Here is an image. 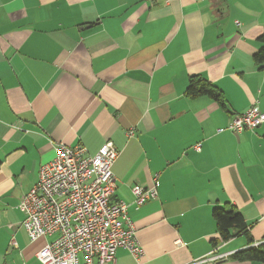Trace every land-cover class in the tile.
<instances>
[{"label":"crops","instance_id":"0c3cea01","mask_svg":"<svg viewBox=\"0 0 264 264\" xmlns=\"http://www.w3.org/2000/svg\"><path fill=\"white\" fill-rule=\"evenodd\" d=\"M262 35L264 0H0V264H39L51 241L29 242L19 206L55 147L94 156L106 142L142 264H262L231 255L264 244V123L225 130L264 113ZM192 76L224 108L187 98ZM153 180L136 207L132 187ZM226 204L248 237L219 241L212 210ZM114 264L138 263L118 249Z\"/></svg>","mask_w":264,"mask_h":264},{"label":"built area","instance_id":"2783aa9c","mask_svg":"<svg viewBox=\"0 0 264 264\" xmlns=\"http://www.w3.org/2000/svg\"><path fill=\"white\" fill-rule=\"evenodd\" d=\"M262 123L264 113L252 105L245 114L235 115L225 130L239 134ZM54 150L53 160L40 167L37 183L23 195L19 206L25 214L21 225L29 242L53 238L37 253L39 264H114L118 249L142 264L144 252L127 205L113 200L112 167L118 156L113 144L106 142L94 156L79 145L58 144ZM194 150L199 152L200 146ZM154 180L149 188L132 187L136 207L157 197Z\"/></svg>","mask_w":264,"mask_h":264},{"label":"trees","instance_id":"16d2710c","mask_svg":"<svg viewBox=\"0 0 264 264\" xmlns=\"http://www.w3.org/2000/svg\"><path fill=\"white\" fill-rule=\"evenodd\" d=\"M259 41L264 44V35L259 38ZM254 61L257 64L264 62V48L255 54ZM185 96L189 99L206 96L215 101L220 107L224 108L225 106V100L221 91L199 76L189 78ZM212 217L220 242H228L235 236L245 235L248 237V226L242 215L233 206L226 204L222 207H214ZM247 241L249 245L253 243L251 238H248ZM212 245L216 247L217 242L213 241ZM231 258L239 262H258L264 264V244L234 253L231 255Z\"/></svg>","mask_w":264,"mask_h":264},{"label":"rangeland","instance_id":"374dc122","mask_svg":"<svg viewBox=\"0 0 264 264\" xmlns=\"http://www.w3.org/2000/svg\"><path fill=\"white\" fill-rule=\"evenodd\" d=\"M53 238H50L49 240H52Z\"/></svg>","mask_w":264,"mask_h":264}]
</instances>
